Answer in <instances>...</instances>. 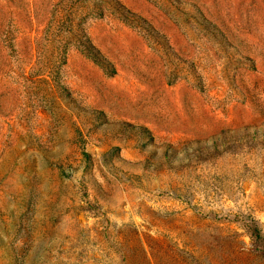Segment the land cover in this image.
<instances>
[{
	"label": "rangeland",
	"instance_id": "374dc122",
	"mask_svg": "<svg viewBox=\"0 0 264 264\" xmlns=\"http://www.w3.org/2000/svg\"><path fill=\"white\" fill-rule=\"evenodd\" d=\"M254 225L264 0H0V264H149L135 228L264 264Z\"/></svg>",
	"mask_w": 264,
	"mask_h": 264
},
{
	"label": "trees",
	"instance_id": "16d2710c",
	"mask_svg": "<svg viewBox=\"0 0 264 264\" xmlns=\"http://www.w3.org/2000/svg\"><path fill=\"white\" fill-rule=\"evenodd\" d=\"M218 229L223 231L224 228L218 226ZM250 230L249 238L253 245L252 252L255 253L250 255H257L255 257H259L264 262V237L255 225ZM134 231L140 245L139 250L149 264H246V242L243 237H238L236 233H221L215 236L214 243L218 242V244L212 247L210 252L213 251V253L211 254H207L203 250H197L192 254L183 249L177 251L167 245H161L157 241L146 242L136 228Z\"/></svg>",
	"mask_w": 264,
	"mask_h": 264
}]
</instances>
